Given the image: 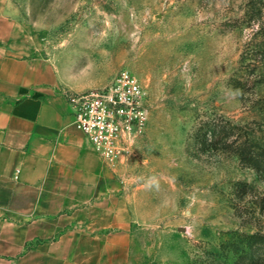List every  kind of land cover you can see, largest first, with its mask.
<instances>
[{
    "label": "rangeland",
    "instance_id": "obj_1",
    "mask_svg": "<svg viewBox=\"0 0 264 264\" xmlns=\"http://www.w3.org/2000/svg\"><path fill=\"white\" fill-rule=\"evenodd\" d=\"M8 5L68 92L103 87L122 68L148 91L144 130L113 166L137 194L127 264H264L227 257L222 244L264 217L250 195L235 192L237 182L247 181L264 195V176L235 148L213 144L217 138L205 125L264 145V62L254 60L264 29L250 22L247 0Z\"/></svg>",
    "mask_w": 264,
    "mask_h": 264
},
{
    "label": "crops",
    "instance_id": "obj_2",
    "mask_svg": "<svg viewBox=\"0 0 264 264\" xmlns=\"http://www.w3.org/2000/svg\"><path fill=\"white\" fill-rule=\"evenodd\" d=\"M130 180L90 143L53 64L0 0V264H127Z\"/></svg>",
    "mask_w": 264,
    "mask_h": 264
},
{
    "label": "built area",
    "instance_id": "obj_3",
    "mask_svg": "<svg viewBox=\"0 0 264 264\" xmlns=\"http://www.w3.org/2000/svg\"><path fill=\"white\" fill-rule=\"evenodd\" d=\"M147 95L138 76L127 68L103 87L68 92L76 121L110 166L131 153L133 141L143 132Z\"/></svg>",
    "mask_w": 264,
    "mask_h": 264
},
{
    "label": "trees",
    "instance_id": "obj_4",
    "mask_svg": "<svg viewBox=\"0 0 264 264\" xmlns=\"http://www.w3.org/2000/svg\"><path fill=\"white\" fill-rule=\"evenodd\" d=\"M245 12L248 14L253 26L258 27V31L264 29V0H247ZM254 45L256 46V49H254V60L264 62V37L254 43ZM206 124V129L210 132V135L217 138L213 144L222 142L226 147L235 148V153L243 162L253 167L260 176H264L263 144L258 143V141L248 143L246 140H241L239 133H237L236 137L230 139L231 131H228L226 126L219 127L216 124H211L209 121H206ZM235 192L241 198L250 195L251 203H253L255 210L258 209L259 212L264 214V195H258L251 183L247 181L237 182ZM250 214L249 217H257L256 211H251ZM251 224L252 227L250 229L231 231V235L223 238V249L227 257L246 259L251 263H255L258 260L264 261V217L256 218Z\"/></svg>",
    "mask_w": 264,
    "mask_h": 264
}]
</instances>
